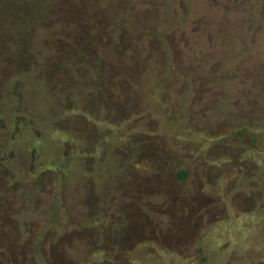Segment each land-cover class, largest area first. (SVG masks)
<instances>
[{
    "label": "rangeland",
    "instance_id": "374dc122",
    "mask_svg": "<svg viewBox=\"0 0 264 264\" xmlns=\"http://www.w3.org/2000/svg\"><path fill=\"white\" fill-rule=\"evenodd\" d=\"M0 264H264V0H0Z\"/></svg>",
    "mask_w": 264,
    "mask_h": 264
},
{
    "label": "trees",
    "instance_id": "16d2710c",
    "mask_svg": "<svg viewBox=\"0 0 264 264\" xmlns=\"http://www.w3.org/2000/svg\"><path fill=\"white\" fill-rule=\"evenodd\" d=\"M50 3L54 2L55 0H46ZM126 5H123L121 7H125ZM49 7L47 6V4H43V6H40V9L38 10V12H40V15H46L49 13ZM28 9V8H27ZM36 12V10H34ZM31 13L34 17H36V13ZM119 33V34H118ZM118 33H115L114 35L118 38L119 36L123 37L124 33L122 31H119ZM69 57L66 61H64L63 63L60 64V66H62L63 68H70L73 69L75 65H78L77 63H75L74 59L75 56L82 50L81 48H79L80 45L76 46V43H70L69 44ZM82 62H86V60L84 58L81 59ZM81 64V63H80ZM79 64V65H80ZM179 175L182 178H185L187 176V171L186 170H181L179 171Z\"/></svg>",
    "mask_w": 264,
    "mask_h": 264
}]
</instances>
